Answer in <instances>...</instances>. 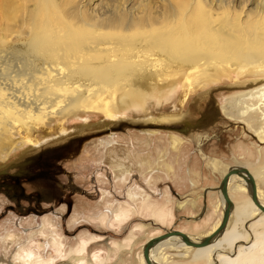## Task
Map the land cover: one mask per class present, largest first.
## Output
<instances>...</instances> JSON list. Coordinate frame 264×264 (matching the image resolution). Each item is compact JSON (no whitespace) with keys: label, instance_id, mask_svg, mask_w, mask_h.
Returning <instances> with one entry per match:
<instances>
[{"label":"bare ground","instance_id":"6f19581e","mask_svg":"<svg viewBox=\"0 0 264 264\" xmlns=\"http://www.w3.org/2000/svg\"><path fill=\"white\" fill-rule=\"evenodd\" d=\"M15 38H30L26 53L10 45ZM207 67L215 72L252 69L264 73V0H0V162L24 146L39 148L42 143L37 145L23 133L46 118H57L80 106L101 109L109 117L120 112L148 116L147 122L157 130L141 133L155 137L161 133L156 126L181 113L191 89L206 86ZM170 105L174 115L163 111ZM225 107L229 115L236 111L264 142V84L229 99ZM259 114L256 126L252 118ZM167 137L171 151L181 149L184 137L175 132ZM165 157L162 154L154 166L140 159L134 169L153 174ZM116 163L111 161V169L124 181L133 168ZM1 167L0 171L12 166ZM255 172L251 173L256 179L259 172ZM257 189L264 204L258 185ZM228 191L231 199L234 195L251 197L247 179L239 174L230 177ZM141 197L129 193L134 202ZM220 199L225 209L227 202L223 196ZM252 202L249 208L234 205L227 226L208 245L195 247L181 235H170L151 247V261L170 264L194 251L191 261L200 263L264 264V212ZM187 204L195 207L192 201L178 206L183 209ZM155 208L157 220H169V212ZM130 213L120 210L114 220L121 225ZM247 218L254 222L245 227V233L241 225ZM221 220L198 237L187 235L200 242ZM257 226L263 229L259 243L252 232ZM88 244L83 242L72 251L76 262L84 260L79 254ZM224 248H230L229 254H224ZM56 250L62 252L58 245ZM25 253H19V261L54 262L33 251ZM140 264H147L144 254Z\"/></svg>","mask_w":264,"mask_h":264},{"label":"rangeland","instance_id":"374dc122","mask_svg":"<svg viewBox=\"0 0 264 264\" xmlns=\"http://www.w3.org/2000/svg\"><path fill=\"white\" fill-rule=\"evenodd\" d=\"M29 39L15 38L10 45L24 54ZM206 69V86L191 89L180 114L174 115L171 105L163 109L164 113L175 116L167 123L186 114L194 120L199 119L204 111L211 113V119L217 117L204 129L192 125L189 136L176 130L158 128L161 133L148 137L141 130L157 128L131 126L96 135L118 123L147 122L148 116L120 112L109 117L101 109L81 106L78 110L67 109L57 118H46L23 133L37 145L42 143L41 146L33 149V145H28L15 150L5 163L0 162V167L9 164L16 169L2 170L1 173L5 174H0V178L23 169L28 160L37 158L35 156L39 151L47 150L72 136L90 133L96 136L92 135L84 142L79 153L68 157L64 169H61L62 174L56 177L57 183L66 188L64 192L70 195L71 205L44 201L38 207L36 197L30 201L0 191V264H30L19 261L22 260L19 253L24 256L27 251L46 259L52 258L53 264H140L143 246L151 238L172 229L198 237L221 219L224 207L221 206L222 195L217 188L223 175L233 166L246 167L251 172L256 171V174L259 172L261 176L258 174L256 182L264 198V142L257 139L245 120L237 117L236 111L229 115L230 109L225 107L229 99L264 84V73L252 69H246L243 73L228 72L227 69L215 72L213 67ZM182 78L180 76L179 81ZM254 79L262 81L250 82ZM226 86L234 87L231 90L221 88ZM86 106H90V103ZM254 116L252 123L259 124L260 114ZM170 132L185 138L178 151L170 150L167 137ZM162 154L167 156L165 162H161L160 169L153 174L134 169V164L144 158L153 166L158 164ZM23 157L24 161L17 168L15 165ZM111 161L133 168L124 181L114 175ZM192 181L195 182L194 186ZM25 188L28 192L35 189L28 185ZM130 192L141 194V199L134 202L129 198ZM182 201H192L195 207L187 204L180 209L178 205ZM232 201L234 205L248 208L253 203L249 194L240 197L234 195ZM154 207L169 212V220L165 223L157 220L153 215ZM123 209L130 210L131 216L118 225L114 215ZM103 217L106 219L104 224ZM253 222L254 219L247 218L241 225L243 232L246 233L245 227ZM262 231L261 226L252 230L258 243L261 241L258 235ZM83 242L89 244L87 250L80 252L84 260L79 263L72 251L77 250ZM56 244L62 248L61 253L57 252ZM223 250L224 254H229L230 248ZM193 252L184 259L175 258L174 263L171 261L170 264H207L206 260L201 263L191 261Z\"/></svg>","mask_w":264,"mask_h":264},{"label":"flooded vegetation","instance_id":"af4514ba","mask_svg":"<svg viewBox=\"0 0 264 264\" xmlns=\"http://www.w3.org/2000/svg\"><path fill=\"white\" fill-rule=\"evenodd\" d=\"M210 116H212L211 113L202 112L200 118L195 119L194 125L199 127V129H204L214 119V117L211 119ZM192 128L191 126L188 127L187 136H189ZM79 150V146H68L66 148L50 150L48 148V150L39 151L37 156H35L37 158L28 160L23 169L0 178V191H4L9 196L13 193L17 198H25L30 201L36 197L35 200L38 207L44 201L57 204L67 202L71 205L73 202L70 200V195L64 192L66 188L63 185L57 183L56 177L62 174L61 169H64V163L68 157L76 155ZM23 161L15 166H19ZM13 169H16V167ZM26 185L33 186L35 189L28 192L25 188Z\"/></svg>","mask_w":264,"mask_h":264},{"label":"water","instance_id":"95a60500","mask_svg":"<svg viewBox=\"0 0 264 264\" xmlns=\"http://www.w3.org/2000/svg\"><path fill=\"white\" fill-rule=\"evenodd\" d=\"M233 87L234 86H226V87H221V88L226 89V90H231ZM215 118H217V117H214V120H215ZM195 121L196 120H194V118H191L188 114H186V116H184V117L181 116L180 119L175 120L172 123H166L163 125H158L156 127H160L161 129L176 130V131H179V132L186 134L188 127L194 125ZM124 126H131L134 128H147V127H152L154 125L150 124L146 121H135V122H128V123L122 122V123H118L117 125L112 126L110 128L103 129L100 132H97L95 134L100 135V134L109 133L112 130H116L117 128H122ZM95 134H93V133L92 134L91 133L90 134H78V135L72 136L63 142H61L55 146L50 147L49 150L50 149H56V148H66L68 146L82 147V144L84 142H86L87 140H89L92 137V135L94 136ZM0 174H2L1 171H0ZM233 174H239V175H241L247 179L248 184L250 186L252 200L260 208V210L262 212H264V204L260 201V198L258 195V189H257V182H256L255 177L252 175V173L250 172V170L248 168L233 166L223 175V177L220 181V185L217 188V190H220L222 196L225 198V200L227 202V205L224 209V213L222 216L221 223L218 226V228L212 234L203 238L200 242H195L186 233H184L180 230H175V229L170 230V231L168 230L164 234H161L159 236L151 238L150 240H148L144 244V248H143V254H144V257H145L147 264H158V263H153L151 261L150 249L156 242H158L159 240H161L167 236L174 235V234L181 235L183 237L184 241L188 245H192L195 247H202V246L208 245L216 235H218L222 230L225 229V227L227 226V224L229 222V219H230V216L232 213V209L234 206V203H233L232 199L230 198L229 191H228L229 180Z\"/></svg>","mask_w":264,"mask_h":264}]
</instances>
